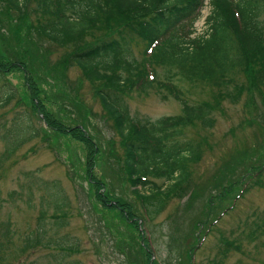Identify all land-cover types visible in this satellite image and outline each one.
<instances>
[{"label":"rangeland","instance_id":"374dc122","mask_svg":"<svg viewBox=\"0 0 264 264\" xmlns=\"http://www.w3.org/2000/svg\"><path fill=\"white\" fill-rule=\"evenodd\" d=\"M36 3L37 0L28 1L27 16L15 10L7 14L0 2V20L4 23L0 24L2 51L1 43L6 40L2 38L12 31H17L19 39H28L26 33H31L30 37L33 35L34 41L38 40L29 27L30 20L43 23L35 10ZM209 10L210 3L206 0L191 37L205 34ZM259 21L264 25V11ZM8 25L10 28L6 31ZM19 39L10 34V45L19 46ZM39 43L40 47L30 48V55L33 66L43 73L42 81L38 79L49 98L46 107L64 119L68 134L59 136L42 122V114L27 112L29 104L20 99L26 90L21 72L16 78L7 77L16 96L0 108V242H6L3 234L8 229L11 243L0 251V264H152L156 259L159 264H188L192 247L197 249L193 250V264H264V103L257 93H243L235 104L227 98L221 100L212 128L184 130L182 141L200 145V160L189 166L190 187L181 196L175 195L157 207L147 208L133 187L117 178L115 175L119 172L109 165L108 160H114L112 155L119 160L123 154L120 134L99 98L94 96L95 85L85 79L75 64H66L71 48L57 46L44 38ZM132 50L133 57L141 61L144 44L139 42ZM154 79L158 83L146 92L129 94L127 105L134 119L155 121L181 114V100L162 88L166 77L161 67ZM238 81L245 79L239 77ZM63 83L67 84L66 89ZM176 84L188 102L209 92L186 82ZM56 93L59 98L52 100ZM249 96L254 100H249ZM210 101L214 103L213 98ZM76 103L82 108L76 107ZM81 103L88 109L84 119L81 112L86 108ZM74 128L87 129V135L101 150L96 156L99 162L94 172L107 184L106 192L102 190V193L112 202L117 198L132 204L137 216L145 220L144 225L141 226L142 221H138V229L133 224L124 225L122 217L112 211L110 218L114 221L109 222V228L105 226L93 198L94 188L86 177L91 150L69 132ZM35 131L37 135L33 136ZM19 139L22 140L15 144ZM240 156L244 158L232 174L240 192L238 198L233 194L232 198H218L213 205L205 206L207 195L189 204L196 190L194 186L205 188L218 170H224ZM260 166L263 168L257 174ZM156 182L163 186L168 180ZM145 192L148 191H141ZM222 208L227 212L219 213L214 222ZM111 229L120 235L128 234L127 248L120 249ZM143 232L153 249L154 256L149 261L145 256ZM70 246L74 250L67 249Z\"/></svg>","mask_w":264,"mask_h":264},{"label":"trees","instance_id":"16d2710c","mask_svg":"<svg viewBox=\"0 0 264 264\" xmlns=\"http://www.w3.org/2000/svg\"><path fill=\"white\" fill-rule=\"evenodd\" d=\"M28 1L0 0L4 4L2 10L7 14L15 10L24 12L27 16ZM205 1L37 0L35 10L40 13L43 23L39 24L38 19L30 20V32L37 34L38 40L44 38L57 46L70 47L69 62L66 64H75L85 79L95 85L93 94L99 98L108 119L120 134L123 149L120 159L115 160L112 155L114 160H108L111 162L109 165L119 172L115 175L117 178L124 179L133 187V192L138 194L147 208L157 207L165 199H171L175 195L181 196L190 187L192 170L189 166L191 163H198L201 156L198 143L181 140L185 129L212 128L215 125L214 115L219 112L221 100L226 98L235 104L241 94L248 95L252 92L257 93L264 103V25L259 21L264 11V0H209L205 34L191 37L193 25L199 19ZM0 24L4 25L1 20ZM9 28L8 25L6 31ZM7 34V37L2 38L6 40L1 43L4 50L0 48V108L16 96L7 77L16 78L17 73L21 72L26 90L21 93L25 98L20 94V99L29 104L27 112L42 114V122L59 136L68 134L64 119L47 109L49 98L40 82L43 73H39L32 63L30 48L35 49L41 44H38V40L34 41L35 36L30 37L31 33H26L28 39H19L17 31ZM10 34L16 40L19 39V46L10 45ZM139 42L144 44L141 61L133 57L132 50ZM33 44L36 46H32ZM158 67L163 69L166 77L162 88L181 100V114L155 121L134 119L129 114L128 96L137 91L146 92L155 86L158 82L154 76L157 75ZM239 77H243L245 81L239 82ZM176 82H186L191 87L199 86L211 93L206 92L205 96L188 102ZM58 98L56 93L52 100ZM210 98H213L214 103H211ZM250 98L253 99V96L248 97L249 100ZM74 100L79 101L77 98ZM76 104V107H80ZM85 108L81 112L83 119L84 114H88V109ZM74 129L69 132L91 150L92 159L86 177L94 188L93 198L102 212L105 226L110 227L109 222L114 221L110 218V212L116 211L122 217L124 225L130 227L133 224L138 229V221H142V226L145 220L142 216H137L133 205L117 198L112 202L106 193H102V190L106 192L107 184L102 176L98 177L94 172L99 162L96 156L101 150L87 135V129ZM32 135H37V132ZM242 158L244 157L240 156L227 164L224 170H218L215 178L209 180L205 188L194 186L196 190H193L194 195L189 198V204L203 200L207 195L205 206L213 205V201L218 198H232L233 194L238 198L240 192L232 174ZM260 168L261 166L256 169L260 170L257 174L263 167ZM163 178L168 183L159 186L156 180ZM144 189L148 192L142 194ZM235 197L233 200H236ZM221 210L213 219L214 222L219 213L222 215L227 212ZM111 230L116 236L115 243L118 241V245L122 247L120 249L127 248L125 242L128 241V234L127 237L120 235L117 230ZM4 231L3 237L7 243L0 242V251L5 244L11 243L8 240L9 230ZM142 236L147 246L145 256L149 261L154 256L153 249L145 232ZM67 249L74 250L73 246ZM194 249L196 247L189 249L188 264H193ZM152 264H159L158 260Z\"/></svg>","mask_w":264,"mask_h":264},{"label":"water","instance_id":"95a60500","mask_svg":"<svg viewBox=\"0 0 264 264\" xmlns=\"http://www.w3.org/2000/svg\"><path fill=\"white\" fill-rule=\"evenodd\" d=\"M42 117V116H41Z\"/></svg>","mask_w":264,"mask_h":264}]
</instances>
